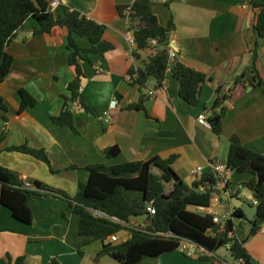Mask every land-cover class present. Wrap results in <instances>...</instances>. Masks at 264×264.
<instances>
[{"label": "crops", "instance_id": "0c3cea01", "mask_svg": "<svg viewBox=\"0 0 264 264\" xmlns=\"http://www.w3.org/2000/svg\"><path fill=\"white\" fill-rule=\"evenodd\" d=\"M132 2L60 0L52 11L61 17L60 5H67L86 19L105 26L102 38L112 45V50L103 56L86 52L78 61L83 72L80 93L85 105L92 110L109 111L110 117L99 119L74 105L73 130L51 120L60 115L65 99L70 98L67 85L75 77L67 60V30L54 27L50 34L35 35L37 22L33 18L24 22L6 48L13 62L0 84V99L6 106V111L0 108L1 167L19 179L42 183L72 198L80 185L89 180L87 167L96 164L110 168L153 157H173L174 173L190 186L202 174L211 173L212 164L226 166L232 136L244 148L264 154V93L258 87L234 85L236 77L252 64L253 26L257 15L264 12V0H152L150 9L159 24L164 28L170 22L173 24L168 51L173 50L175 59L184 66L209 78L202 85L195 106L180 98L179 84L169 71L160 89L155 88L153 80L141 90L127 83L128 70L134 64V45L127 37L133 36L117 9ZM75 41L82 49L90 47L87 38L75 37ZM257 44L255 66L264 81V36L258 38ZM137 53L141 61H147L153 50ZM218 87L223 92L231 90L219 136L196 121L199 114L211 115ZM20 90L32 100L23 108ZM149 91L154 95L149 96ZM142 94L149 96L143 108L129 109ZM112 100L117 101L115 108L110 107ZM20 146L43 150L51 169L29 155L9 150ZM110 147L119 149L116 157L105 156V149ZM152 172L158 171L152 168ZM251 178L245 172H229L227 182L239 190L238 198L254 206L251 193L242 186ZM227 193L230 197V191ZM220 200L217 204L211 202L208 208L188 209L222 218L231 204ZM29 208L32 222L27 225L14 219L0 203V259L9 255L12 259L24 257V264H47L52 258L60 264H118L98 256L103 247L100 241L84 247L82 257L78 254L79 218L70 201L50 194L30 200ZM144 223V218L131 221V225L142 228ZM252 229L250 222L237 219L233 235L244 242L249 264H264V224L254 232ZM126 236L127 232L117 235L121 242ZM228 249L229 246L221 248L214 255L224 264H235ZM208 255L187 258L176 250L140 264H212L202 259Z\"/></svg>", "mask_w": 264, "mask_h": 264}, {"label": "trees", "instance_id": "16d2710c", "mask_svg": "<svg viewBox=\"0 0 264 264\" xmlns=\"http://www.w3.org/2000/svg\"><path fill=\"white\" fill-rule=\"evenodd\" d=\"M152 0H133L130 6L118 7L120 17L126 19L127 30L133 36L134 64L128 70L127 83L144 88L150 80L155 88L163 86L165 74L171 72L179 84V96L187 104L195 106L198 103L202 85L209 78L198 71L184 66L175 58L170 60L168 55L169 32L173 29L170 22L168 27H162L150 9ZM63 15L56 17L49 8V0H0V84L8 75L13 59L6 52L7 46L15 39L17 32L29 18H33L38 28L33 33L50 34L54 27L67 30L66 48L68 50V65L74 68L75 77L67 85L70 98L65 99L64 107L59 116L52 122L67 126L73 130V107L77 105L84 112L99 119L103 111L90 109L84 103L80 93L83 72L79 60L82 54L89 52L103 56L112 50V45L102 38L105 26L86 19L79 12L71 10L67 5H60ZM253 49L251 50L252 64L234 80V85L243 84L258 87L264 93V81L256 69L258 38L264 36V12H260L253 26ZM75 37L87 38L90 47L80 48ZM155 41V45H151ZM152 49L153 54L147 61H141L137 52ZM231 90L223 92L221 87L216 89L217 97L213 104L212 113L207 117L210 128L217 136L221 134L225 114V103L230 99ZM22 108L32 102L28 94L20 90ZM147 94L141 95L137 104L129 109H142ZM0 108L6 111V106L0 99ZM5 119V118H4ZM10 151L22 153L46 164L50 169L47 155L43 150L30 149L26 146L12 147ZM107 158L119 154L117 147L106 148ZM173 157L163 160L153 157L144 162H131L115 167L106 168L101 164L88 166L89 180L81 184L78 193L69 198L58 194L39 182H31L32 188H25L23 179L0 166V203L7 208L14 219L24 224H31L32 213L29 202L50 194H56L70 201L72 211L79 218L77 252L82 257L84 247L95 241L103 243L99 257H108L118 264H140L149 258L176 251L180 239H187L202 247L212 264H224L215 257V253L229 246V256L233 261L243 260L249 264V256L243 248V241L234 237V221L245 219L240 208H234L232 215L225 221L223 230L212 223L213 216L207 213L193 212L188 207L208 208L214 196L221 198L222 193L228 192L230 197H236L239 190L229 182H222L212 171L198 177L190 186L186 185L174 173L171 164ZM226 169L229 172H245L252 176L251 180L242 184L247 189L257 207V218L251 222L255 231L264 224V154H258L244 148L236 136L229 138V149L226 159ZM157 169V173L152 172ZM172 189L165 194L167 186ZM153 202L154 215L146 211V204ZM95 211V212H92ZM136 218H144V227L131 225ZM246 220V219H245ZM127 232L129 238L124 242L111 243L109 238ZM0 264H24V257L12 259L5 255ZM47 264H60L56 258Z\"/></svg>", "mask_w": 264, "mask_h": 264}, {"label": "built area", "instance_id": "2783aa9c", "mask_svg": "<svg viewBox=\"0 0 264 264\" xmlns=\"http://www.w3.org/2000/svg\"><path fill=\"white\" fill-rule=\"evenodd\" d=\"M60 0H49V8L51 11H54L58 6H59ZM244 9H247V5H243L242 6ZM131 34V33H130ZM128 42L130 43V45H134V41L132 39L131 36L127 37ZM156 42L155 41H151V45H155ZM168 55L170 60H173L175 58V52L173 50H169L168 51ZM149 96H153L154 92L149 91L148 92ZM117 105V101L112 100L111 103V108H115V106ZM108 119V117H110L109 115V111L104 113L103 118ZM197 123L200 126H203L205 128H210V124L207 121V117L205 116V114H199L196 118ZM198 171H200L199 169H197ZM212 170L217 174L218 178L220 179V181L222 182H227V176L229 171L226 169L225 166L221 165V164H212ZM24 182V187L25 188H32V183L30 181H28L27 179H23ZM172 188L169 187L168 189H166L165 194H168L170 192ZM224 196H228L227 192L222 193ZM222 196V195H221ZM221 198L219 196H214L212 198V203H219L221 200ZM253 205H256V202H253ZM146 211L147 213L151 216L155 214V209L153 206V202H149L147 207H146ZM233 212V206L231 205L227 214L225 216H223L222 218H218L213 216L212 219V223L216 226L219 227V230H223L224 228V223L225 221L232 215ZM136 227H140L139 225H135ZM262 232H264V229L261 230ZM129 236H126L122 242L126 241L128 239ZM109 242L111 243H119L121 242V240L117 237V235H113L109 238ZM177 251L182 254L183 256L187 257V258H195V257H201L207 254V251H205L202 247L198 246L197 244L193 243L190 240L187 239H180L179 243H178V247H177ZM235 264H247L246 262H244L243 260H239V261H234Z\"/></svg>", "mask_w": 264, "mask_h": 264}, {"label": "water", "instance_id": "95a60500", "mask_svg": "<svg viewBox=\"0 0 264 264\" xmlns=\"http://www.w3.org/2000/svg\"><path fill=\"white\" fill-rule=\"evenodd\" d=\"M221 199L224 201H228L234 208H240L244 214L245 219L248 222L251 223L253 220L257 218V207L256 206H252L250 203L246 201H242L237 196L228 197V196L222 195ZM92 212H95V211H92Z\"/></svg>", "mask_w": 264, "mask_h": 264}, {"label": "rangeland", "instance_id": "374dc122", "mask_svg": "<svg viewBox=\"0 0 264 264\" xmlns=\"http://www.w3.org/2000/svg\"><path fill=\"white\" fill-rule=\"evenodd\" d=\"M107 259H105V260H111L110 258H108V257H106Z\"/></svg>", "mask_w": 264, "mask_h": 264}]
</instances>
